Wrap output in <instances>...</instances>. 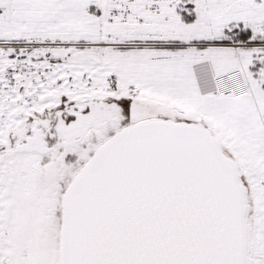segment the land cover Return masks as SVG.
Segmentation results:
<instances>
[{
  "label": "snow or ice",
  "instance_id": "obj_1",
  "mask_svg": "<svg viewBox=\"0 0 264 264\" xmlns=\"http://www.w3.org/2000/svg\"><path fill=\"white\" fill-rule=\"evenodd\" d=\"M0 264H264V0H0Z\"/></svg>",
  "mask_w": 264,
  "mask_h": 264
}]
</instances>
